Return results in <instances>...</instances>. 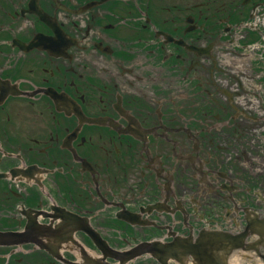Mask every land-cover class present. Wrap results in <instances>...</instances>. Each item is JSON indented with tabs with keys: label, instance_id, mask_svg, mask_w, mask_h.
Returning <instances> with one entry per match:
<instances>
[{
	"label": "flooded vegetation",
	"instance_id": "1",
	"mask_svg": "<svg viewBox=\"0 0 264 264\" xmlns=\"http://www.w3.org/2000/svg\"><path fill=\"white\" fill-rule=\"evenodd\" d=\"M262 16L264 0H0V264H160L264 221V61L243 37Z\"/></svg>",
	"mask_w": 264,
	"mask_h": 264
},
{
	"label": "water",
	"instance_id": "2",
	"mask_svg": "<svg viewBox=\"0 0 264 264\" xmlns=\"http://www.w3.org/2000/svg\"><path fill=\"white\" fill-rule=\"evenodd\" d=\"M244 239L234 238L230 235L202 234L198 244L194 247V255L198 257L199 264H227V258L234 248L241 247ZM232 264H247L236 255Z\"/></svg>",
	"mask_w": 264,
	"mask_h": 264
}]
</instances>
